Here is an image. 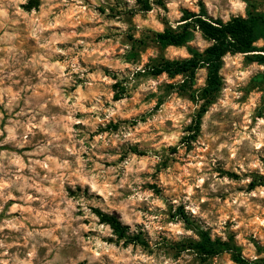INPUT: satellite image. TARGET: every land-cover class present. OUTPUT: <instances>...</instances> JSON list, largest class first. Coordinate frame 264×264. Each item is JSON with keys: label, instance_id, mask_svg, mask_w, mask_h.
<instances>
[{"label": "clouds", "instance_id": "obj_1", "mask_svg": "<svg viewBox=\"0 0 264 264\" xmlns=\"http://www.w3.org/2000/svg\"><path fill=\"white\" fill-rule=\"evenodd\" d=\"M0 264H264V0H0Z\"/></svg>", "mask_w": 264, "mask_h": 264}, {"label": "trees", "instance_id": "obj_2", "mask_svg": "<svg viewBox=\"0 0 264 264\" xmlns=\"http://www.w3.org/2000/svg\"><path fill=\"white\" fill-rule=\"evenodd\" d=\"M187 17H188V13L185 12V16H184L183 18H187ZM183 18H182V19H183ZM238 27H239V26H238ZM240 31H241V32H244V31H246V29H244L243 27H240ZM217 38H218V39H222V38H223V37H222V34H221V35H218ZM240 43H241V44H244L245 41H244V40H241ZM193 67H194V65H193ZM182 68H183V70L187 71V70H188V65H184V66H182ZM193 75H194V73H193ZM115 98L118 99L119 97H115Z\"/></svg>", "mask_w": 264, "mask_h": 264}, {"label": "rangeland", "instance_id": "obj_3", "mask_svg": "<svg viewBox=\"0 0 264 264\" xmlns=\"http://www.w3.org/2000/svg\"><path fill=\"white\" fill-rule=\"evenodd\" d=\"M101 13H103V8H101L100 10H99ZM114 11V10H113ZM129 39H131V37H129ZM59 46V45H58ZM114 99H116L115 97H114Z\"/></svg>", "mask_w": 264, "mask_h": 264}]
</instances>
